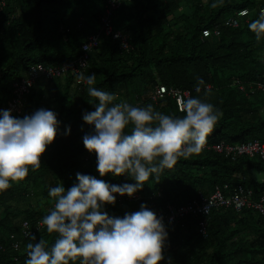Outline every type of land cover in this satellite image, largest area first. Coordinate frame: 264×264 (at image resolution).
<instances>
[{"label":"trees","instance_id":"1","mask_svg":"<svg viewBox=\"0 0 264 264\" xmlns=\"http://www.w3.org/2000/svg\"><path fill=\"white\" fill-rule=\"evenodd\" d=\"M3 0H0V2ZM263 0H123L111 17L113 30L127 35L132 47L121 50L110 37L100 36L88 55L85 74L95 73V86L114 92L135 106L153 105L165 114L178 115L168 96L151 100L154 88L188 91L210 102L221 113L205 145L264 142V93L239 91L241 83L264 82V39L257 41L247 25L259 14ZM105 0H4L0 6V106L11 100V85L26 76L29 67L55 66L70 62L81 53V45L99 31ZM186 6L188 13L175 16ZM246 10L243 17L236 13ZM236 19L237 26H229ZM218 27V36L201 41V31ZM197 78L209 87L195 90ZM76 75L39 78L25 97L16 117L39 108L53 110L59 121L57 134L40 157V166L29 169L24 180L12 182L0 192V264H24L25 245L43 239L50 246L55 234L43 227L36 240H23L14 251L10 235L22 222L34 226L53 206L48 189L60 183L65 190L76 183V173L103 179L109 184L133 183L127 175L100 177L95 154L82 145L91 126L82 113L94 110L87 86L76 83ZM69 134L64 135L65 128ZM264 161L240 157L230 161L211 150L187 158L179 157L171 169L145 182L135 194L136 203L105 205L110 216L123 217L141 204L164 209L193 200L197 193L209 195L215 186H238L251 190L254 199L264 194ZM241 176L242 178L238 177ZM263 179V178H262ZM154 197L149 199V197ZM202 216L165 225L167 239L158 264H264V221L251 210H212L205 220L206 234L197 231ZM15 259V260H14ZM79 258L70 261L78 264Z\"/></svg>","mask_w":264,"mask_h":264},{"label":"clouds","instance_id":"2","mask_svg":"<svg viewBox=\"0 0 264 264\" xmlns=\"http://www.w3.org/2000/svg\"><path fill=\"white\" fill-rule=\"evenodd\" d=\"M247 28L257 41L264 39V9ZM76 79L87 86L94 106L82 113L83 122L91 126L82 145L95 154L96 172L100 177L127 175L134 182L109 184L78 172L67 190L60 183L50 187L47 195L54 203L40 224L55 234L54 241L50 246L43 239L27 243L24 264H70L76 258L79 264H158L167 239L162 217L143 204L123 217L108 215L104 207L113 205L117 196L131 198L179 157L199 153L222 113L199 96L178 92L179 114H165L151 104L118 100L114 92L95 86V73L78 72ZM201 86L209 87L197 78L195 90L200 92ZM58 125L57 113L50 109L39 108L22 118L10 109L0 110V192L40 166ZM69 131L66 127L64 135Z\"/></svg>","mask_w":264,"mask_h":264},{"label":"built area","instance_id":"3","mask_svg":"<svg viewBox=\"0 0 264 264\" xmlns=\"http://www.w3.org/2000/svg\"><path fill=\"white\" fill-rule=\"evenodd\" d=\"M122 1L123 0H105L103 14L99 17V31L95 35L87 37V39L82 43L80 48L81 53L78 57L70 62L55 66L43 67L41 65H33L29 67L25 77L12 83L11 100L6 105L0 106V110L10 109L13 116L18 115L24 104L26 95L29 93L30 89L34 86L39 78L52 79L68 74L77 75L78 72H83L87 67L89 52L97 47L101 35L116 40L119 43L121 50L124 52H129L132 47L128 43L127 35L121 30L114 31L111 24V17L113 16L114 11L118 9ZM0 6H4V0L0 2ZM261 9H264V0L259 12ZM246 14L247 11L242 10L236 13V17H243ZM228 24L230 27L235 28L237 26V20L229 19ZM218 34L219 31L217 26H214L212 29H203L201 31V41L210 35L218 36ZM76 83L81 86L85 85L78 81H76ZM234 84L237 85L239 91L241 92H246L249 94L256 92L264 93V82L241 83L240 81H235ZM178 92L189 94L188 91L167 89L166 86L158 84L153 90L151 100L156 102L157 100L168 96L175 102ZM202 150H211L232 162L236 161L240 157H246L249 159L256 158L264 161V142H260L258 140L239 144L218 143L211 146L204 144ZM238 177L242 178L241 176ZM261 182L264 183V178L261 180ZM227 188L228 186L226 185L223 187L215 186L212 193L209 195L198 192L193 200L183 205H167L164 209H162L151 203L147 206V208L152 210L157 215V217H162L164 226L179 222L188 216H202L205 218L209 216L212 210L228 208H231L235 212L251 210L264 221V194L259 195L257 199H254L251 190H247L241 186H238L235 190H233V192H228V194L225 195L224 191L227 190ZM141 198L142 195L140 194H134L131 198L127 196H117L115 203L120 205L126 203H136L140 201ZM151 198L154 197L150 196L149 199ZM203 218L197 224V231L200 235L205 236L206 229L205 220ZM42 228L43 226L40 224V222H37L34 226H31L28 222H22L18 233L16 235L13 234L9 236V239L12 242L10 244V248L16 251L23 240H26L33 235L35 236L42 230ZM2 250L3 247L0 245V252Z\"/></svg>","mask_w":264,"mask_h":264},{"label":"rangeland","instance_id":"4","mask_svg":"<svg viewBox=\"0 0 264 264\" xmlns=\"http://www.w3.org/2000/svg\"><path fill=\"white\" fill-rule=\"evenodd\" d=\"M181 13H184V14L188 13V10H187V7H186V6L183 5L182 8H181V10H179V11L176 13L175 16L181 15ZM253 175H254V177H255V176H257L258 174L253 173ZM261 178H263V176H262ZM256 179H257V177H256ZM257 180H260V179H257Z\"/></svg>","mask_w":264,"mask_h":264},{"label":"crops","instance_id":"5","mask_svg":"<svg viewBox=\"0 0 264 264\" xmlns=\"http://www.w3.org/2000/svg\"><path fill=\"white\" fill-rule=\"evenodd\" d=\"M253 175V174H252ZM254 176V175H253ZM257 177V179H260V180H262V175L261 174H258L257 176H255V178ZM263 178H264V176H263Z\"/></svg>","mask_w":264,"mask_h":264}]
</instances>
